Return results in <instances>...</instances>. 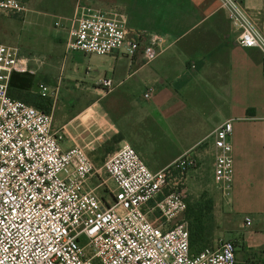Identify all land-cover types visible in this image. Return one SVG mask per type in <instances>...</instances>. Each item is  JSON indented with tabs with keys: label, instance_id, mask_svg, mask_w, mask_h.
Masks as SVG:
<instances>
[{
	"label": "built area",
	"instance_id": "built-area-1",
	"mask_svg": "<svg viewBox=\"0 0 264 264\" xmlns=\"http://www.w3.org/2000/svg\"><path fill=\"white\" fill-rule=\"evenodd\" d=\"M218 1L239 32L238 44L258 50L264 65V32L244 0ZM79 2L68 52L130 59L141 53L151 64L165 50V37L128 27L116 8ZM27 4L0 0V15L25 18ZM26 71L19 49L0 43V264H238L242 241L191 248L187 172L198 164L194 155L154 172L125 142L98 167L84 147L63 148L65 131L54 130L51 112L10 96L12 74ZM39 94L57 93L40 84ZM152 95L148 89L144 97ZM232 132L229 120L213 133V178L224 198L233 184ZM102 173L114 184L110 198L90 184ZM244 223L250 227L252 219Z\"/></svg>",
	"mask_w": 264,
	"mask_h": 264
},
{
	"label": "crops",
	"instance_id": "crops-1",
	"mask_svg": "<svg viewBox=\"0 0 264 264\" xmlns=\"http://www.w3.org/2000/svg\"><path fill=\"white\" fill-rule=\"evenodd\" d=\"M79 1L28 0L33 24L41 30L38 29V41L48 45L44 46L48 51L46 55L34 59L37 62L33 60L34 69L29 71L38 81L37 87L44 84L50 91H56L49 99L58 98L60 92L61 96H67V92L77 90L95 100L60 129L67 132L71 126L75 131L88 130L80 117L100 105L96 98H104L105 92H124L136 103L147 101L156 120L160 119L176 139L188 141L179 146L176 159L186 153L194 155L198 164L210 159L213 174V133L224 122L232 121L235 169L232 198H224L218 192L217 197H213L214 208L223 204L232 208L245 230L244 248L262 247L264 250V65L261 53L238 44L239 32L218 0H81L83 5L104 10L116 8L128 27L165 37L166 47L151 64L145 63L141 53L133 59L70 53L65 38ZM243 3L264 32V0H244ZM48 17L53 18V23L48 22ZM0 19L6 29L14 28L18 21L5 15ZM57 21L63 26L60 32L54 33L52 25ZM1 25L0 33L4 32ZM45 28L50 30L49 36L43 35ZM104 80L112 81V86L104 87ZM148 89L153 90L150 99L144 97ZM29 91L39 94L35 89ZM69 136L67 148L77 144L90 149L85 141L89 138H82L79 144L71 133ZM246 217L252 219V226L245 225Z\"/></svg>",
	"mask_w": 264,
	"mask_h": 264
},
{
	"label": "rangeland",
	"instance_id": "rangeland-1",
	"mask_svg": "<svg viewBox=\"0 0 264 264\" xmlns=\"http://www.w3.org/2000/svg\"><path fill=\"white\" fill-rule=\"evenodd\" d=\"M27 7L29 9L30 4H27ZM13 18L19 21H17L18 23L16 22L14 28L6 29V25H1L0 23L4 31L0 33V42L19 49V57L23 60L27 71L15 72L17 83L23 84L29 90L35 89L39 93L38 81L29 71L34 69L32 65L34 59L46 55L48 51L45 47L48 45L38 41V31L40 29L33 24L30 12L26 14L25 18ZM47 20L49 23H53V18L48 17ZM61 29L55 27L54 24L52 25V32L54 33L60 32ZM6 30L10 33H7ZM49 31L48 28L42 29V33L45 36H49ZM61 94L60 92L56 99H50L51 105L49 106L56 132H61L63 128L61 130L60 126L74 119L75 113L79 112L84 106H91L95 102L94 99H90L87 93L78 92L77 90L70 93L67 92V96H61ZM104 95V98H102L103 96L96 98V101L99 100L100 102L99 106L88 109L80 117V121L86 125L88 130L75 131L71 126L68 127L67 132L64 129L65 132L62 133L65 139L63 148L66 149L69 146L67 141L70 140L69 133H71L73 138H76L77 142L79 141V144L82 138H89L85 140L87 144H90V149L87 152L95 160L98 167H101L105 159L113 155L120 145L125 142L136 149L147 166L154 172L166 168L177 160L175 155L179 146L188 143V141L186 139H176L171 131L166 128L165 124L159 121L160 119L156 120L147 101L136 103L124 92H112L110 94L105 92ZM55 101L56 103H54ZM54 104L56 107L53 106ZM65 104L71 107H63ZM114 137L117 138L116 141L119 139L121 141L114 142ZM99 143L101 147L98 146ZM211 163L209 159L204 164H198L187 172V190L191 205H195L204 197H217L218 192L222 195L213 181ZM195 169H197L196 172ZM90 184L92 188L96 189L99 196L105 198H110V193L114 189L113 182L104 173L100 176H94ZM233 188L234 181L232 191ZM232 191H229V199L232 198ZM240 219L227 204L214 208L211 235L205 241V246L214 247L220 241L225 240H236L240 244L245 234V230L240 224ZM237 256L238 264H264V250L262 247H258L255 250L244 248L243 246L239 247Z\"/></svg>",
	"mask_w": 264,
	"mask_h": 264
},
{
	"label": "trees",
	"instance_id": "trees-1",
	"mask_svg": "<svg viewBox=\"0 0 264 264\" xmlns=\"http://www.w3.org/2000/svg\"><path fill=\"white\" fill-rule=\"evenodd\" d=\"M15 73L12 74L9 94L14 99H20L27 104L49 112L51 100L48 97H42L40 94H32L23 84L17 83ZM119 139V138H118ZM114 137V142H120ZM215 202L212 197H204L195 205H191L188 201L186 218L189 222L190 245L194 253L202 251L205 241L211 235L212 223L214 221Z\"/></svg>",
	"mask_w": 264,
	"mask_h": 264
}]
</instances>
